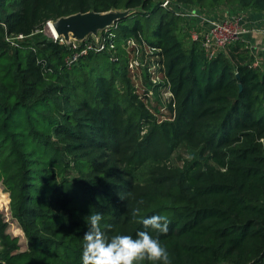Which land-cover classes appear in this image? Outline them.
Wrapping results in <instances>:
<instances>
[{"label": "trees", "instance_id": "obj_1", "mask_svg": "<svg viewBox=\"0 0 264 264\" xmlns=\"http://www.w3.org/2000/svg\"><path fill=\"white\" fill-rule=\"evenodd\" d=\"M178 5L264 15V0H0V264H82L97 212L109 238L150 231L171 264H264V67L242 40L213 59L185 48ZM113 11L129 16L71 68L69 48L42 34L5 41ZM141 45L161 57L168 122L137 93ZM182 148L191 157L178 165ZM153 215L167 234L144 228Z\"/></svg>", "mask_w": 264, "mask_h": 264}, {"label": "built area", "instance_id": "obj_2", "mask_svg": "<svg viewBox=\"0 0 264 264\" xmlns=\"http://www.w3.org/2000/svg\"><path fill=\"white\" fill-rule=\"evenodd\" d=\"M171 3L166 1L163 7H169ZM176 11L187 22L189 29L191 43H197L200 48L205 51L209 59L216 58L221 52H224L227 47L235 44L238 41H244L248 44L252 54L256 58V66L264 67V60L260 57V45L252 49L245 39L251 35H260L264 38V15L253 16V13L230 14L222 12L218 15L209 13L207 9L195 7L188 8L182 5L176 6ZM56 21H48L44 24L43 28L37 30L31 35H6V43L11 48H20L21 45L28 41L35 34H42L59 45L66 46L70 50V54L66 58V65L73 67L79 63L80 58L86 56L90 52L104 51V39L102 32L97 35H90L85 40L79 41L70 36L69 40H65L63 36H59L55 32L54 24ZM108 31V30H106ZM135 47V44H132ZM140 47V46H139ZM137 48V47H136ZM256 50H260L257 51ZM140 53L139 49L130 60V68L135 70L139 68L141 62L135 55ZM139 63V64H138ZM142 67V66H141ZM171 95V94H170Z\"/></svg>", "mask_w": 264, "mask_h": 264}, {"label": "clouds", "instance_id": "obj_3", "mask_svg": "<svg viewBox=\"0 0 264 264\" xmlns=\"http://www.w3.org/2000/svg\"><path fill=\"white\" fill-rule=\"evenodd\" d=\"M143 204V201H139ZM140 207L133 210V216H139ZM87 219L89 230L83 240L82 264H143L144 261L152 264H171L168 250L150 231H138L135 238L131 235L107 236L101 227L102 214H91ZM140 222L145 229L160 234L169 231V220L166 216L153 215L141 217Z\"/></svg>", "mask_w": 264, "mask_h": 264}, {"label": "rangeland", "instance_id": "obj_4", "mask_svg": "<svg viewBox=\"0 0 264 264\" xmlns=\"http://www.w3.org/2000/svg\"><path fill=\"white\" fill-rule=\"evenodd\" d=\"M234 8L238 9L237 7ZM236 9L223 6L213 10L207 9V11L209 10L208 12L212 13L213 15H218L222 12H228L230 14H242L247 12L238 11L239 9ZM178 34L185 48L189 49L192 46V43L188 35L183 32H178ZM139 51L140 53L135 55V58H138L140 60L139 62H141L140 67L135 68L136 75L134 79L137 93H139L141 97L140 100L144 102L145 106L150 110L158 123L168 122L172 115L169 104V97L171 95L165 87L159 85L165 81L164 74L160 71L162 68H164L160 62L161 57L155 51L146 46L141 45L139 47ZM224 53H226V50ZM179 157L186 159L190 158L191 152L182 148L176 155H174V161L178 163V165H182V161L179 160ZM150 168L151 166L148 164L143 168L141 174L139 175L141 181H144L149 177L148 172ZM0 212L6 214V210H2V207L0 208ZM13 230L18 232L16 226H13ZM19 233L21 234V231H19ZM1 251L2 246L0 245V253Z\"/></svg>", "mask_w": 264, "mask_h": 264}, {"label": "water", "instance_id": "obj_5", "mask_svg": "<svg viewBox=\"0 0 264 264\" xmlns=\"http://www.w3.org/2000/svg\"><path fill=\"white\" fill-rule=\"evenodd\" d=\"M129 16L128 12H107V13H79L69 17L61 18L54 24L59 36L69 40L70 36L83 41L90 35H97L115 26L122 19Z\"/></svg>", "mask_w": 264, "mask_h": 264}, {"label": "crops", "instance_id": "obj_6", "mask_svg": "<svg viewBox=\"0 0 264 264\" xmlns=\"http://www.w3.org/2000/svg\"><path fill=\"white\" fill-rule=\"evenodd\" d=\"M252 15L256 17L255 14H252ZM245 41H247L249 43V45L252 49H254L255 47H259V45H260L261 51L256 50V52L260 51V57L259 58L264 60V38H262L260 35H251V36L247 37L245 39Z\"/></svg>", "mask_w": 264, "mask_h": 264}, {"label": "bare ground", "instance_id": "obj_7", "mask_svg": "<svg viewBox=\"0 0 264 264\" xmlns=\"http://www.w3.org/2000/svg\"><path fill=\"white\" fill-rule=\"evenodd\" d=\"M55 30V29H54ZM55 32H56V30H55ZM57 33V32H56Z\"/></svg>", "mask_w": 264, "mask_h": 264}]
</instances>
